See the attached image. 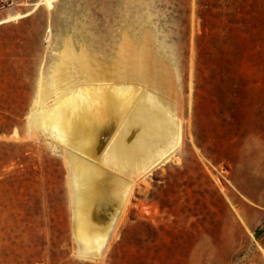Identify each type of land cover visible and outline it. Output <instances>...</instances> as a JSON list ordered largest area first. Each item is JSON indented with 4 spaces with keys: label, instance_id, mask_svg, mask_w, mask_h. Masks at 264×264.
I'll use <instances>...</instances> for the list:
<instances>
[{
    "label": "rangeland",
    "instance_id": "374dc122",
    "mask_svg": "<svg viewBox=\"0 0 264 264\" xmlns=\"http://www.w3.org/2000/svg\"><path fill=\"white\" fill-rule=\"evenodd\" d=\"M139 38L176 80L182 145L136 182L104 259H91L74 234L63 155L27 128L32 86L67 49L112 57ZM258 228L264 0H57L0 25V264H264Z\"/></svg>",
    "mask_w": 264,
    "mask_h": 264
},
{
    "label": "bare ground",
    "instance_id": "6f19581e",
    "mask_svg": "<svg viewBox=\"0 0 264 264\" xmlns=\"http://www.w3.org/2000/svg\"><path fill=\"white\" fill-rule=\"evenodd\" d=\"M56 2L28 6L52 10ZM132 44L112 57L67 49L32 86L27 128L63 155L74 234L91 259H104L133 186L175 159L184 135L175 78L143 38Z\"/></svg>",
    "mask_w": 264,
    "mask_h": 264
},
{
    "label": "built area",
    "instance_id": "2783aa9c",
    "mask_svg": "<svg viewBox=\"0 0 264 264\" xmlns=\"http://www.w3.org/2000/svg\"><path fill=\"white\" fill-rule=\"evenodd\" d=\"M24 0H0V13L23 4Z\"/></svg>",
    "mask_w": 264,
    "mask_h": 264
},
{
    "label": "water",
    "instance_id": "95a60500",
    "mask_svg": "<svg viewBox=\"0 0 264 264\" xmlns=\"http://www.w3.org/2000/svg\"><path fill=\"white\" fill-rule=\"evenodd\" d=\"M264 233V228H258L253 232V239L256 241Z\"/></svg>",
    "mask_w": 264,
    "mask_h": 264
}]
</instances>
